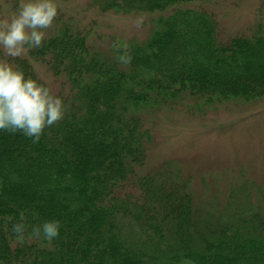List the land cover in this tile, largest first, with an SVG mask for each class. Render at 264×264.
<instances>
[{"label": "trees", "instance_id": "16d2710c", "mask_svg": "<svg viewBox=\"0 0 264 264\" xmlns=\"http://www.w3.org/2000/svg\"><path fill=\"white\" fill-rule=\"evenodd\" d=\"M93 1L140 14L206 0ZM158 25L128 47V65L68 27L30 51L65 76L69 110L38 143L0 131V264H264V207H198L170 166L136 177L152 139L142 111L264 97V27L222 44L205 11L178 8ZM12 62L37 79L27 60ZM127 183L138 196L119 193ZM21 213L23 241L11 232ZM45 220L61 223L52 241L30 235Z\"/></svg>", "mask_w": 264, "mask_h": 264}, {"label": "rangeland", "instance_id": "374dc122", "mask_svg": "<svg viewBox=\"0 0 264 264\" xmlns=\"http://www.w3.org/2000/svg\"><path fill=\"white\" fill-rule=\"evenodd\" d=\"M17 3L18 0H0V20L7 18ZM57 3L58 15L46 37L68 27L85 36L90 49L110 59L116 56L114 42L128 47L146 43L159 30V20L178 8H194L212 15L222 44L240 36L252 37L259 26L264 27L261 0H206L163 13L140 14L103 12L93 0ZM140 15L145 20L137 28L134 21ZM0 58H4L2 52ZM21 59L29 62L36 78L47 83L54 93H69L66 85L63 87L65 76L55 75L42 59L32 57L30 52ZM139 116L152 139L145 165L137 168L136 177L170 166L192 181L190 190L198 207L210 203L220 210H234L248 203L264 207V97L222 103L191 97L159 111L144 110ZM133 186L127 183L119 193L138 196Z\"/></svg>", "mask_w": 264, "mask_h": 264}, {"label": "clouds", "instance_id": "9594fccd", "mask_svg": "<svg viewBox=\"0 0 264 264\" xmlns=\"http://www.w3.org/2000/svg\"><path fill=\"white\" fill-rule=\"evenodd\" d=\"M57 15V0H18L15 10L0 20V52L4 56L0 58V131L20 133L33 143L40 141L45 129L65 118L69 105L47 83L26 75L12 61L42 47ZM144 20L143 15L138 16L135 26L140 28ZM112 47L119 63L130 64L132 57L126 43L116 41ZM24 218L21 213L20 222L11 226L12 234L19 241L27 233ZM60 228V221L45 220L30 235L52 241L58 237Z\"/></svg>", "mask_w": 264, "mask_h": 264}]
</instances>
